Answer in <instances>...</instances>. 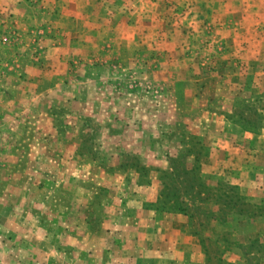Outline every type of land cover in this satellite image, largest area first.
Here are the masks:
<instances>
[{
	"label": "rangeland",
	"instance_id": "1",
	"mask_svg": "<svg viewBox=\"0 0 264 264\" xmlns=\"http://www.w3.org/2000/svg\"><path fill=\"white\" fill-rule=\"evenodd\" d=\"M262 93L264 0H0V264H264Z\"/></svg>",
	"mask_w": 264,
	"mask_h": 264
},
{
	"label": "trees",
	"instance_id": "2",
	"mask_svg": "<svg viewBox=\"0 0 264 264\" xmlns=\"http://www.w3.org/2000/svg\"><path fill=\"white\" fill-rule=\"evenodd\" d=\"M256 99L258 100V102L263 101L264 103V93L258 95ZM249 117H250V128L243 126V129L245 131L255 133L257 131L256 128H258L256 125L259 124L261 121H263L264 117L262 114L258 112L257 108L253 104H250V115H246L244 117L242 115L239 116V118L243 119L246 122H249ZM174 194L175 193L168 194L167 190L166 191L162 190L160 194V198H161L160 200H162L161 201L162 204H166V205L163 206L161 210L167 212H184V207L182 206L181 200L179 199L180 197Z\"/></svg>",
	"mask_w": 264,
	"mask_h": 264
},
{
	"label": "crops",
	"instance_id": "3",
	"mask_svg": "<svg viewBox=\"0 0 264 264\" xmlns=\"http://www.w3.org/2000/svg\"><path fill=\"white\" fill-rule=\"evenodd\" d=\"M170 218H172V219H173V218H174V215H173V214H171V215H170ZM176 230H178V231H179V230H180V228L178 227ZM174 259H176V258H174ZM174 259H173V260H174ZM165 262H166V261H165ZM175 262H176V261H175ZM180 262H183V261H180ZM166 263H168V262H166ZM178 263H179V261H178Z\"/></svg>",
	"mask_w": 264,
	"mask_h": 264
}]
</instances>
